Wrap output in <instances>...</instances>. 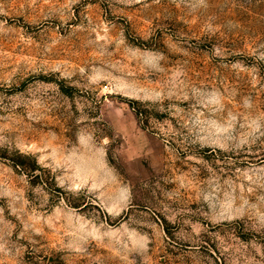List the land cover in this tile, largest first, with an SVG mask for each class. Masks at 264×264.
I'll use <instances>...</instances> for the list:
<instances>
[{"label": "rangeland", "instance_id": "374dc122", "mask_svg": "<svg viewBox=\"0 0 264 264\" xmlns=\"http://www.w3.org/2000/svg\"><path fill=\"white\" fill-rule=\"evenodd\" d=\"M0 264H264V0H0Z\"/></svg>", "mask_w": 264, "mask_h": 264}]
</instances>
